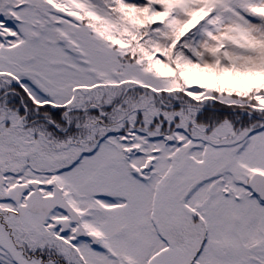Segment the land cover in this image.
<instances>
[{
	"label": "snow or ice",
	"instance_id": "snow-or-ice-1",
	"mask_svg": "<svg viewBox=\"0 0 264 264\" xmlns=\"http://www.w3.org/2000/svg\"><path fill=\"white\" fill-rule=\"evenodd\" d=\"M0 264H264V0H0Z\"/></svg>",
	"mask_w": 264,
	"mask_h": 264
}]
</instances>
